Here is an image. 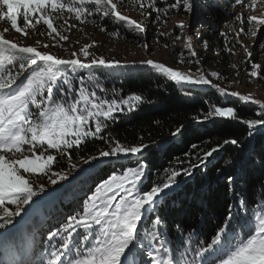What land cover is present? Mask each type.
<instances>
[{
    "label": "snow or ice",
    "instance_id": "snow-or-ice-1",
    "mask_svg": "<svg viewBox=\"0 0 264 264\" xmlns=\"http://www.w3.org/2000/svg\"><path fill=\"white\" fill-rule=\"evenodd\" d=\"M125 3L126 0H0V22L10 25L0 30V264H264V100L229 91L218 82L226 76L202 69L200 52L194 45L201 34L191 31L193 17L211 28L210 18L221 11V5L218 0H133L140 16L133 19L121 12ZM258 3L264 4V0H235L232 5L242 9L232 14L239 25L234 29L233 47H243L249 62L253 52L242 44L241 36L258 37L264 31V13L245 16V10H253ZM179 9L189 17L174 25L181 34L175 35L172 30L160 35L175 36L165 48H175L176 41H181L178 62L195 67L194 74L152 59L147 43L142 45L149 54L146 58L121 61L95 56L89 51L91 45L63 58L40 50L49 45H41L39 40L26 45L19 38L6 37L11 30L23 38L47 34L54 45L63 47L59 42L69 40L64 33L77 26L70 21L99 22L102 31L106 30L104 22L111 21L144 34L150 24L166 23L167 17ZM60 19L63 24L57 22ZM115 34L119 36V32ZM210 47L205 41L204 50ZM233 47L227 51L232 53ZM230 66L237 68L238 64ZM251 68L249 75L257 77L264 72V62L252 63ZM102 69L111 70L104 73V80L95 74ZM145 71L174 83L185 95L208 87L225 98L222 104L235 98L244 105L258 106L256 118H242L234 106L215 104L202 113V119L192 118L197 126L216 119L236 120L246 126L244 140L227 138L206 150L191 143L183 153L184 159L176 157L174 164L164 170L166 179L150 180L152 156L165 153L192 126L182 123L167 139L149 143L142 136L138 143H125L113 134L111 128L121 116L154 101L143 92L125 95L122 88L106 86L108 76ZM95 141L104 147L72 163V153L79 155L89 142ZM226 145L239 149V172H260L252 202L238 190L237 180L243 184L245 177L233 172L226 178L231 202L224 216L214 221L213 229L204 231L202 225L188 224L183 205L170 219L165 209L169 201L174 206L177 203L171 194L180 186L178 178L191 180L202 168L207 176L216 154ZM65 160L67 170L60 166ZM237 160L227 159L217 173L234 168ZM33 176L46 177L48 184L34 183ZM82 191L86 198L81 205L78 193ZM69 197L77 201V207L71 214L59 213L56 224H48L46 239L41 241L43 232L34 223L35 217L45 206L62 204ZM205 200L202 192L201 212Z\"/></svg>",
    "mask_w": 264,
    "mask_h": 264
},
{
    "label": "trees",
    "instance_id": "trees-1",
    "mask_svg": "<svg viewBox=\"0 0 264 264\" xmlns=\"http://www.w3.org/2000/svg\"><path fill=\"white\" fill-rule=\"evenodd\" d=\"M232 16V13L227 14L221 8L220 12L210 18L213 21V26L209 30L200 32L201 36L198 38V44L203 47L204 42L207 41L211 45L210 49L207 50L208 53L215 54V56H209L206 53V55L200 56L204 66L211 69H217V67L224 68L220 74L221 76H226L227 79L218 81L223 87L225 83L232 79L233 75L228 70L231 68L230 59L233 52L229 53L227 51V48L233 47V35L228 29V20ZM96 20L99 21V18H96ZM92 24L97 31L101 30L99 22ZM103 26L106 30L101 31L105 35L114 36L118 41L126 45H140L145 38L142 34L133 33L122 25L111 21H105ZM116 32H119V36L115 34ZM148 37H151L150 40L159 44L166 41V38L159 34H148ZM181 48L182 46L178 45L175 48L172 47L169 60L174 65L186 67L194 74L196 72L195 67H190L188 63L178 62ZM263 51L262 49H257L256 53L258 55L253 58L254 62H264V56H261ZM107 71V69H102L95 74L104 80V73H107ZM257 82L264 86V72L258 75ZM106 86L110 88H122L125 95L129 92H143L149 100L154 101V103L143 104L138 111L132 112L127 116H121L118 122L112 126L111 131L113 134L118 135L122 142L138 143L141 136L144 137L145 143L153 140H165L176 126L182 123L192 126L186 131L184 137L172 143L165 153H157L152 156L150 180L163 181L166 179L164 170L169 168L170 163L174 164L176 157L184 159L183 153L190 149L191 143H198L201 148L206 150L208 147L215 146V142L219 141L222 143L227 138L244 140L247 131L246 126L238 123L236 120L216 119L207 122L204 126L195 125L192 118L200 116L202 119V113L206 112L211 105L234 106L242 118H256L258 111V106L251 105L250 103L244 105L235 98L228 99L226 103L222 104L225 98L208 87L196 89L185 95L181 90L177 89L174 83L169 82L162 76L146 71L131 76H108ZM257 139L259 140L260 138L258 137ZM103 147L104 145L99 141L89 142L79 155L72 153V160L78 159L79 156L93 155ZM239 156L240 152L236 146L226 145L216 154V158L213 160L214 167H209L207 176L203 175L205 171L203 168L197 171L191 180L185 176H180L178 178L180 186L171 194L177 203L174 206L169 201L165 209L170 219L178 215L180 206L183 205V215L188 224L202 225L204 231L213 229L214 221L224 216L227 205L231 202V194L226 186V178L227 175L233 172H238L239 175L245 177L243 184H241L239 179L237 180V186L238 190L243 191L248 196L251 203L253 194L259 188L260 172L257 169H252L246 174L239 172V162L237 160ZM229 158L237 160L235 167L225 169L223 173H217V169L222 168L225 161ZM67 165V160H65L60 166L66 169ZM174 166L179 167V165ZM105 175L101 173V176ZM97 182L99 181L97 180ZM93 185L91 184V188H93ZM202 192L206 196L203 212H201L199 205ZM84 194L85 192L83 191L78 193L79 204ZM76 207L77 201L69 197L62 204L48 205L42 208L35 217L34 223L40 226L44 234V229H48V224H56L55 218L59 213H64L65 215L71 214ZM42 217L46 219H44L41 225L40 221ZM169 229L171 231V224L169 225ZM172 235L175 236V233H172ZM0 253L3 254V251Z\"/></svg>",
    "mask_w": 264,
    "mask_h": 264
},
{
    "label": "rangeland",
    "instance_id": "rangeland-1",
    "mask_svg": "<svg viewBox=\"0 0 264 264\" xmlns=\"http://www.w3.org/2000/svg\"><path fill=\"white\" fill-rule=\"evenodd\" d=\"M218 3L221 5V8L228 14V13H234L241 11L240 5L236 4L235 7L232 5L235 4V0H218ZM121 12L123 14L129 15L133 19H139V13L136 10V7L133 3V0H126L125 5L121 8ZM260 13H264V4H257V6L251 10L247 11L245 10V16L250 14L259 15ZM189 17L183 12L182 9L174 10L171 15L167 17V22L164 23L163 21L159 23H152L149 25L148 32L142 34L145 38L141 42L140 45L134 46V45H126L120 41H118L114 36L105 35L101 30H96L91 22L80 24L78 22L70 21V23H76V27L72 28L70 31H66L64 34L69 36L68 41H60V45H63V47L59 45H54L52 39L47 36V34L43 36L39 35H30L28 38H23L21 34L15 33L14 30H11L10 33L6 34L7 38H19L21 40V43L26 45H34L37 40L41 42V45H49V47L44 48L41 47L40 50L49 51L51 53H55L60 57L68 58L70 56V53L75 51L79 52V49L83 47L84 45H91L89 48V51L92 52L95 56H103L107 59H119L121 61L125 60H140L143 58H146L149 54L146 53L142 45L144 43H147L151 47V58L154 60H157L159 62L166 63L167 66H171L173 68H179L182 71L188 72L189 70L186 67H183L181 65H174L169 60V54L172 51V47L169 46L167 48L164 47V45L167 43L171 45L172 41L175 39L174 35H167L163 36L166 38V41L159 44L158 42H154L153 40H150L148 37V34H159L161 32H170L174 30V25L176 22L182 21V20H188ZM60 24L64 23L63 19H60L57 21ZM192 28L191 31L193 34H195L197 31L204 32L206 30H209L210 28L207 25H201L199 18L193 17L191 20ZM4 27H10V25H6L3 22H0V30H3ZM239 25L238 22L235 21L234 16L231 17L230 20H228V29L231 31V34L233 37L235 36L234 29H238ZM46 28V26H44ZM44 28H41V31L44 30ZM31 31V29H29ZM175 35H180V31L178 29H175ZM198 38L197 37L194 40L195 47L199 50L200 56L206 55L208 51H205L204 48L198 44ZM58 39V37H57ZM242 44L249 46V50L253 52V58H255L258 54L257 49L261 50L264 48V31H260L258 37H252L251 35L245 34L241 36ZM94 42V43H93ZM176 45L182 46L181 41H176ZM233 54L230 59V63L234 64L237 63V68H229V72H231L232 79L224 84V87H226L229 91H238L241 94H251L256 99L264 100V86L260 85V83L257 82V77H251L249 73L251 72L252 63L261 64V62H254V59L251 58V62H249V59L245 58V53L243 47L237 45L233 48ZM202 54V55H201ZM209 56H215L214 53H208ZM261 56H264V51L261 54ZM81 58H83L81 56ZM201 58V57H200ZM202 59V58H201ZM200 67L208 72L211 71H218L223 72L222 69H211L209 67L204 66L203 62L200 65ZM111 70H108L107 72H110ZM214 82H215V78ZM94 155V154H93ZM86 157V156H85ZM72 163H79V157L76 160H72ZM68 164V162H67ZM68 166V165H67ZM68 167L65 169L67 170ZM34 183L36 184H48L47 178H37L36 176L32 177ZM49 187H55L52 185H49ZM95 185H93L94 189ZM90 194V193H89ZM86 198L85 194L83 195V198L80 200V204L82 205L83 199ZM48 206V205H47ZM45 206V207H47ZM58 226V225H57ZM49 229H44L43 236H40L41 241L46 239V232ZM3 249L0 248V252H2ZM1 254V253H0ZM2 255V254H1Z\"/></svg>",
    "mask_w": 264,
    "mask_h": 264
}]
</instances>
